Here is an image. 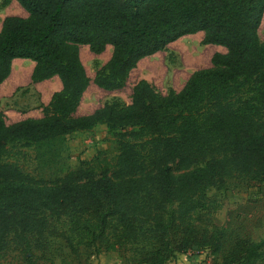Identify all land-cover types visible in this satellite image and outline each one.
<instances>
[{"label": "trees", "instance_id": "trees-1", "mask_svg": "<svg viewBox=\"0 0 264 264\" xmlns=\"http://www.w3.org/2000/svg\"><path fill=\"white\" fill-rule=\"evenodd\" d=\"M27 17L9 15L0 29V85L13 60L35 62L32 83L55 76L62 87L43 116L7 123L0 110V258L10 243L27 253L46 234L78 246L127 247L142 264H166L175 252L222 253L218 234L197 227L207 191L228 178L264 184V0H17ZM226 48L194 71L180 91L160 93L147 80L130 103L107 102L77 115L91 79L80 46L99 55L112 45L94 82L125 86L138 63L186 36ZM105 124L115 156L81 161L43 180L5 160ZM41 247L40 244H37ZM222 264L264 262V242L238 240Z\"/></svg>", "mask_w": 264, "mask_h": 264}, {"label": "rangeland", "instance_id": "rangeland-1", "mask_svg": "<svg viewBox=\"0 0 264 264\" xmlns=\"http://www.w3.org/2000/svg\"><path fill=\"white\" fill-rule=\"evenodd\" d=\"M9 15L27 17L28 12L17 0H0V29L3 19ZM259 36L264 42V16ZM203 38V32L186 35L170 43L166 49L142 59L132 70L125 86L117 90L101 88L94 82L96 72L110 58L108 49L97 55L87 45H81V59L91 82L78 113H90L113 100L130 103L133 86L140 79H147L160 93L180 91L194 71L211 66L216 52H226L222 46L204 44ZM59 87L60 84H54V80L27 83L4 97L0 101V110L6 114L9 124L21 118L39 116ZM75 140L63 138L34 147L18 145L10 149L5 160L17 163L38 179L49 180L69 169L78 168L81 161L93 160L100 153V160L111 158L119 149L117 140L107 132L105 124H99L82 135L83 145L74 143ZM207 198L210 202L194 214L193 222L197 227L208 228L219 235L222 253L240 239L264 242V184L228 178L223 187L208 189ZM33 244L36 245L26 253L22 246L10 243L0 258V264H142L137 252L127 247L113 249L80 245L78 253H74L62 237L51 234H46L38 242L33 241ZM221 254L214 255L208 248L183 253L177 251L166 264H222ZM258 264L264 262L259 261Z\"/></svg>", "mask_w": 264, "mask_h": 264}, {"label": "crops", "instance_id": "crops-1", "mask_svg": "<svg viewBox=\"0 0 264 264\" xmlns=\"http://www.w3.org/2000/svg\"><path fill=\"white\" fill-rule=\"evenodd\" d=\"M107 49H108L110 57H111L112 50H113L112 45H108L106 50ZM34 67H35V62L30 60V59H23V58L14 59L13 60V64H12V73H11V75L9 76V78L6 81H4V83H2L0 85V101L4 97H8L9 95L13 94L15 91H17L18 88L23 87L27 83L32 82L31 75H32V72L34 70ZM52 80H54V84H56L57 82L60 84V87L58 88V90H60L61 87H62L60 78L58 76H55V77H53L51 79H48L47 81H52ZM47 81L45 80V82H47ZM42 82H44V81H42ZM40 83L41 82H39L37 84H40ZM53 89L51 91H53ZM58 90H56V91H58ZM78 110H79V108H78ZM78 110H77L76 114L77 115H83V114H79ZM42 116H43V114L41 113V115L35 116V117L39 118V117H42ZM22 119H24V118H21V119H18L16 121H13L12 123L20 121ZM88 133H89V131H78V132H74V133H72L70 135H67L64 138H67L69 140L70 139L72 140V139L76 138L74 143L83 145L82 141L80 140V137L82 135H86Z\"/></svg>", "mask_w": 264, "mask_h": 264}]
</instances>
